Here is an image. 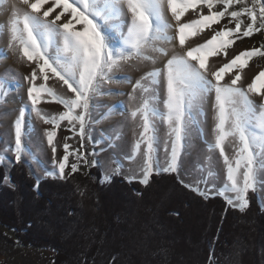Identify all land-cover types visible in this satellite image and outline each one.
I'll list each match as a JSON object with an SVG mask.
<instances>
[{"label":"snow or ice","instance_id":"snow-or-ice-1","mask_svg":"<svg viewBox=\"0 0 264 264\" xmlns=\"http://www.w3.org/2000/svg\"><path fill=\"white\" fill-rule=\"evenodd\" d=\"M48 3L49 0H16L11 7L9 30L11 43L18 46L21 58L35 64L30 76L25 77L30 83L27 95L36 116L53 126L52 130L46 131L53 156L56 153L54 138L60 122L67 121L71 131L78 125L83 139L92 94L101 83L113 79L109 73L114 69L136 59L155 63L156 58L146 55V49L168 57V50L162 44L178 38L180 47L184 48L190 36L219 24L225 16L230 17L229 23L234 22V28L224 26L205 43L189 48L183 54L171 55L163 69H153L136 81L135 87L150 95L132 113L134 117L140 115L142 131L127 159H134L143 146V178L140 180L143 184L148 183L153 171L177 172L178 149L183 147L189 129L197 124V117L203 114L202 102L214 94L211 105L215 120L214 147L219 149L226 167V180L218 194L225 196L228 204L240 211L247 208L249 191H255L257 184L264 186V179L258 176V171L264 170V71L255 76L247 90L237 86L242 78L240 72L235 73L230 83L222 84L221 81L226 71L232 72L235 66L242 70L253 56H264V45L237 54L210 74L206 60L221 51L226 55V49L235 39L264 31V0H251L250 4L247 0H54L45 8ZM19 5L25 6L24 9ZM165 5L176 21L175 26L165 20ZM197 5L206 6L208 14L201 13L198 19L181 23L185 12ZM217 5H222V10L214 11ZM234 5L242 7L229 11ZM119 17L127 18V32H120V46L114 47L111 43L113 31L102 25ZM242 17H247L249 22L245 24ZM116 27L112 25V29ZM173 27L175 35L170 36L168 30ZM53 78L62 82L71 95L67 98L59 96L48 87L47 82ZM38 79L43 83L38 85ZM145 80L150 85L162 87L163 98L154 87L144 86L142 81ZM249 93L260 95L261 103L257 105ZM45 95L62 105L64 111L58 116H45L38 107ZM158 103L163 104L164 111L155 106ZM154 118H159L169 129L170 155L163 168L159 167L158 159H153L161 147ZM22 128L23 112L14 122V146L8 144L3 151L13 152L16 163H29L25 157H33V153L22 142ZM229 137L236 138L239 145L234 160H230L224 151V143ZM63 147L65 154L58 162L57 170L46 173L53 178L56 175L65 178V168L72 153H69L68 144ZM163 147L167 154L169 141H164ZM75 154L78 160L90 163L78 151ZM5 159L11 162L10 157L5 156ZM77 170L78 165L73 163L71 172ZM194 190L205 195L199 187Z\"/></svg>","mask_w":264,"mask_h":264},{"label":"trees","instance_id":"trees-1","mask_svg":"<svg viewBox=\"0 0 264 264\" xmlns=\"http://www.w3.org/2000/svg\"><path fill=\"white\" fill-rule=\"evenodd\" d=\"M88 159V170L64 179L37 177L23 161L0 164V239L54 251L47 264H264L257 188L240 211L177 172H153L147 184L119 172L105 180Z\"/></svg>","mask_w":264,"mask_h":264},{"label":"rangeland","instance_id":"rangeland-1","mask_svg":"<svg viewBox=\"0 0 264 264\" xmlns=\"http://www.w3.org/2000/svg\"><path fill=\"white\" fill-rule=\"evenodd\" d=\"M16 0H2L0 2V164H4L8 170L15 163L13 152L5 153L3 150L12 144L14 146V122L23 112L22 142L33 153V157H25L29 160L28 166L31 172L37 177L49 176L48 171L57 170L58 162L65 154L64 144L69 145V153L75 154L77 151L85 156L89 161L90 156L95 163L102 169L103 179L109 180L113 173L119 172L132 180H141L142 167L144 163L143 146L134 159H127L133 153L134 144L139 139V133L142 131V120L139 114L132 115L148 98L141 88L135 87L136 81L141 80L145 73L153 69H163L167 59L173 54H183L189 48L196 47L205 43L211 36L224 26L234 28V22L229 23L230 17L225 16L219 24H213L210 28H205L202 32L190 36L186 39L184 48L179 45L178 38L172 43H164L161 46L168 50L169 56L163 57L159 53L153 52L150 48L145 50L146 55L154 56L156 62L150 60H132L127 64H122L118 69H114L110 76L113 79L110 82L101 83L97 91L92 94L90 99V114L85 126V136L83 139L79 135V126L71 131L67 121L60 122V127L56 129L54 145L56 147L55 156L52 148L47 143L46 131L52 130L51 124L44 123L31 110V102L27 95L30 83L25 77H29L35 64L29 62L26 58H21L17 45L11 43L10 20L11 7ZM54 0H49L45 8L50 7ZM21 9L25 6L19 5ZM222 5H217L213 10H222ZM242 5H234L229 11L238 10ZM59 11V10H57ZM207 15L208 8L203 5H197L195 8L188 9L181 18V23L189 22L199 18L200 14ZM54 12L52 15L54 16ZM164 17L167 23L175 26L176 21L171 12L165 5ZM50 19L52 17H49ZM63 19V18H62ZM126 17L115 18L102 26L112 30L111 43L114 47L120 46V32H127ZM244 23H248L247 17H242ZM112 25H116L112 29ZM175 27L168 30L170 36L175 35ZM234 39V37H232ZM159 44V42H157ZM11 45V46H10ZM264 45V31L255 32L250 37L235 39L234 44L217 55H211L206 60L208 73L217 70L225 63L230 62L237 54L253 48H260ZM264 71V56H253L247 67L240 69L235 66L232 72H225L222 84L230 83L236 72H240L241 80L237 86L247 90V86L252 82L256 75ZM127 77V79H125ZM36 83H43L38 79ZM48 87L52 88L57 95L67 98L71 95L62 85V82L56 79H50ZM144 86L154 87L161 98L164 96V89L159 85H150L148 80L142 81ZM250 98L259 105L261 96L249 93ZM214 103V94L204 99L201 104L202 115L197 117V124L188 131L183 147L178 149L179 156L177 161V174L179 178L190 185L192 188L199 187L201 192L206 195H219L218 190L223 187L226 180V167L224 158L220 155L218 148L214 147V112L211 105ZM161 111H164L162 103L155 104ZM42 113L51 117L64 111L62 105L52 102L48 96L43 97V102L38 105ZM259 112V108H257ZM157 135L161 140V147L154 153L153 159L159 161V167L167 166L168 156L170 155V137L168 136V126L159 118H154ZM169 141V152L166 154L163 142ZM211 146V147H210ZM238 141L236 138L229 137L224 143L225 155L230 160L235 159V153L238 150ZM92 152L88 155V152ZM69 155V161L65 168V176L71 174V165L76 163L78 169L88 170L90 163H83L77 159V156ZM76 155V154H75ZM5 156L11 158V162L5 159ZM156 172V171H153ZM58 176V175H56ZM151 176V175H150ZM149 176V177H150ZM258 176L264 179V170L258 171ZM9 177V176H8ZM8 182L9 179L7 178ZM258 195L264 207V186L257 184ZM228 196L233 193H226ZM225 198V196H223ZM227 200V199H226ZM5 234L12 232L4 228ZM0 253L4 255V264H47L48 260L55 254L49 249H38L35 247H22L19 243L13 242L5 237L0 239ZM1 263V258H0Z\"/></svg>","mask_w":264,"mask_h":264},{"label":"bare ground","instance_id":"bare-ground-1","mask_svg":"<svg viewBox=\"0 0 264 264\" xmlns=\"http://www.w3.org/2000/svg\"><path fill=\"white\" fill-rule=\"evenodd\" d=\"M139 209H140V208H139ZM137 214H139V213H137ZM137 217H138V216H137ZM133 219H134V218H133ZM136 219H137V218H136ZM133 221H134V220H133ZM110 222L112 223L113 221L110 220ZM110 222H109V223H110ZM96 223H97V222H96ZM85 225H86V224H85ZM115 226H117V225H115ZM83 227H84V226H83ZM102 227H104V226H102ZM100 228H101V227H100ZM100 232H101V231H100ZM238 233H239V232H238ZM81 234H82V233H81ZM104 234H106V233H104ZM114 234H115V233H114ZM93 236H94V235H93ZM101 236H102V235H101ZM114 236H115V235H114ZM152 236H153V235H152ZM91 237H92V236H91ZM102 237H103V236H102ZM60 238H61V237H60ZM81 238L83 239L82 236H81ZM100 240H101V239H100ZM102 240H103V238H102ZM59 241H60V240H59ZM98 241H99V239H98ZM93 243H94V242H93ZM95 243H96V242H95ZM97 243H98V242H97ZM103 243H104V241H103ZM101 244H102V243H101ZM110 248H112V247H110ZM99 249H100V248H99ZM83 250H84V249H83ZM93 251H94V250H93ZM93 253H94V252H93ZM93 253H92V254H93ZM89 254H90V253H89ZM89 254H88V255H89ZM103 255H104V254H103ZM90 256H91V254H90ZM151 256H152V255H151ZM101 257H102V256H101ZM105 257H106V256H105ZM130 258H131V257H130ZM132 260H133V259H132Z\"/></svg>","mask_w":264,"mask_h":264}]
</instances>
